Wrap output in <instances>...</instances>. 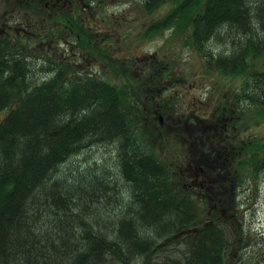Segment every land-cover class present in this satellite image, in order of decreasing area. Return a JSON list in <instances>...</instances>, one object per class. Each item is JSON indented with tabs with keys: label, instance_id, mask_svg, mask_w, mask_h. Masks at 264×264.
<instances>
[{
	"label": "trees",
	"instance_id": "obj_1",
	"mask_svg": "<svg viewBox=\"0 0 264 264\" xmlns=\"http://www.w3.org/2000/svg\"><path fill=\"white\" fill-rule=\"evenodd\" d=\"M138 1L148 13L170 4L143 37L172 30L199 53L205 72L239 78L207 114L253 156L232 152L225 126L210 131L207 114L189 111L190 123L199 121L190 143L183 141L182 130L172 129L183 112L169 93L180 81L171 60L150 56L145 73L117 66L108 37L105 49L88 41L87 28L101 27L80 18L79 3L72 37L98 64L80 73L56 58L25 62L16 51L0 62V264H264V233L252 235L237 214L243 182L264 177V142L240 136L244 115L257 122L264 115V0ZM118 70L140 81L143 107L133 104L130 85L114 81ZM225 113L236 116L238 131ZM187 148L190 161L211 174L225 176L242 159L243 173L228 178L227 191V182H217L213 199L176 166Z\"/></svg>",
	"mask_w": 264,
	"mask_h": 264
},
{
	"label": "rangeland",
	"instance_id": "obj_2",
	"mask_svg": "<svg viewBox=\"0 0 264 264\" xmlns=\"http://www.w3.org/2000/svg\"><path fill=\"white\" fill-rule=\"evenodd\" d=\"M9 1V4H11L12 0ZM85 3L90 5L89 8L84 7L85 12L87 13L86 15L95 18V22L99 21L101 23L94 26L98 28L101 27V30L98 29V35L105 38L108 37L106 41L109 44L112 43V47L110 45L107 46L109 56L120 57V63L117 62V66L122 65L124 69V67L127 68V66L132 65L134 60L138 61V63L148 62L150 56L171 60V64L174 68L172 74L175 75V77H180V81L176 85H172L173 87L170 88L169 93L173 94L175 106H177L179 112L183 111V108L188 106V109L191 112L195 111L203 117L208 111L214 109L215 103H217L220 98L230 96L231 92L235 90V88H238L239 78H233L226 81L225 77L220 79L215 73L205 72V65L199 53L193 50L190 46H187L184 43L183 38L172 30H165L161 34H156L150 37L142 36V32L148 24L152 20L164 15L170 7V4L165 3L153 11V13H148L140 6L138 0H101L100 2L90 1V3ZM13 4H16L14 0ZM6 5L7 4H4L3 6V9H5L3 12L9 7ZM9 12H12V10ZM15 13H17V11H15ZM61 25H63V23H61ZM69 27H66L65 30L69 31ZM95 30H97V28ZM98 63L99 59L91 65ZM117 72H119V70ZM123 75L124 74L121 70V72L115 76L116 78L114 81L120 80L128 87L130 85L132 92L135 91V93H131L135 100L133 104L135 106L141 105V107H143L146 99L142 92L144 90L139 86L140 81H134L132 78L129 80L127 79V81ZM133 77H135V74H133ZM171 84H168V86ZM184 95H186V97ZM208 116L209 115L207 114L205 120L210 121L211 117L209 118ZM244 116L241 118L240 125L243 129L240 133L241 138L248 137V140H254L257 142L259 139L264 142V115L260 122L253 121V119L250 120L249 118L245 119ZM233 117L235 118L236 116L234 115ZM158 118L159 120H162L161 115H159ZM234 118L225 117L224 120H229V127L232 129L231 131L236 132L238 131V128H236L234 123L237 119L235 120ZM175 121H178V119H175ZM220 121L221 120L217 118L214 122L217 124ZM177 125L178 124L174 126L176 128L172 129L182 130L181 126L177 127ZM220 125L224 127L223 123ZM227 129L228 126L225 125L224 132L227 134L226 138L230 142H227V144H229L231 151L236 154V151L241 150L243 157L244 154H246V158H251L253 155L245 146H241L243 148L240 149L238 147L235 148L237 146L236 141L230 138L231 132H228ZM181 138L183 141L187 142L186 136L183 135V130ZM233 141L235 143L232 147L230 144H232ZM242 161L243 164L241 166L230 164V168L227 170L225 176L211 174L209 170L202 168L203 172L201 178H208L205 179L207 181L203 186L206 189L205 192L210 194V197L213 199H217L221 190V188L218 189L220 187V184L218 183L227 182L228 178L230 181L232 177L243 173V167L245 164L243 159ZM185 163L186 161H177L176 166L183 170ZM249 174H251V172H249ZM259 177L260 178L256 183H251L249 179V181H244L240 187L239 199L237 198V206H239L237 214L240 212V214L243 215L244 221L250 227V232L254 236H259L261 233H264V177L262 174H260ZM226 184H228V182ZM228 187L229 184L227 185L226 191L228 190ZM232 219L233 218H231V220ZM258 248L259 246L255 245V251L258 250ZM260 248L264 251V245L260 244ZM230 249L232 252L236 250L235 246H232Z\"/></svg>",
	"mask_w": 264,
	"mask_h": 264
},
{
	"label": "flooded vegetation",
	"instance_id": "obj_3",
	"mask_svg": "<svg viewBox=\"0 0 264 264\" xmlns=\"http://www.w3.org/2000/svg\"><path fill=\"white\" fill-rule=\"evenodd\" d=\"M14 1L16 4H13V0L11 4H9V0H0V62L5 63V61H7L8 59L11 60L12 56H14V51H16V56L20 57L21 55L23 57H26L27 60H25V62L29 63L30 59L33 58L36 59L38 63H41L43 65L46 64V61H48L49 59L55 60L56 58L59 63L65 62L66 64L73 65L80 73H82L85 69H88L92 63H95L97 59H101L88 51H85V53H83L84 51H82L80 53L78 51L79 48L77 47L74 38L72 37L74 34V32L72 31L74 30L70 27L69 30L71 32L68 33V31L65 30V28L68 27L69 24L73 25L71 20L76 17L79 18L78 13L76 14L75 11L77 9V4L79 3V6L81 7V11L79 12V14L80 16L83 15L80 18L82 20H84L83 18H87V22L89 24L94 21L95 18L86 15L87 13L85 12L84 7H90L89 4L85 3L86 1ZM4 4H7L6 6L9 7L6 11L3 12V10H5L3 9ZM11 10L12 12H9ZM15 11H17V13H15ZM90 13L93 15L91 11ZM63 18L65 20H63ZM61 23H63V25H61ZM97 23L100 24L99 21H97ZM92 27L90 26L87 28V32L89 35L88 41L92 44L95 43L100 48H103V46L106 47V45H103V37H100V39H98V33H96ZM67 33L69 34V38L66 42L64 41L65 44L60 42L61 40H57L58 38H63V36H66ZM50 60L49 62H51ZM132 63L133 64L130 67L134 66L135 70L143 69L144 73L148 71V69L149 72L151 70L148 66V62L138 63V61L134 60ZM189 111L190 110L188 109V106L183 108V111H181V113L183 112V121L181 124L177 125V127L181 126L188 143H190L189 139L191 136L190 128L192 126H195L196 121H199L195 120V122L190 123L189 118L191 114ZM217 111L218 110L216 109L213 111L212 117L217 118ZM226 116L227 114L225 113V117ZM205 118L206 117H203V119ZM211 119L215 121V119ZM223 125L225 126L226 124L223 123ZM206 126L210 127V131H215L218 130L219 124H207ZM197 128H199V126ZM190 156L191 154H189V148H187L186 154L185 156H183V161H186L184 169L182 170V168H179V171H181L180 173H182V175L190 178L194 185L198 183L200 186V189H198L199 192H203V184H205L206 182L205 179L201 178L203 170L201 167L196 166L194 161H190Z\"/></svg>",
	"mask_w": 264,
	"mask_h": 264
},
{
	"label": "water",
	"instance_id": "obj_4",
	"mask_svg": "<svg viewBox=\"0 0 264 264\" xmlns=\"http://www.w3.org/2000/svg\"><path fill=\"white\" fill-rule=\"evenodd\" d=\"M15 106H13L12 108H14ZM4 117V113L0 114V118L2 119Z\"/></svg>",
	"mask_w": 264,
	"mask_h": 264
}]
</instances>
